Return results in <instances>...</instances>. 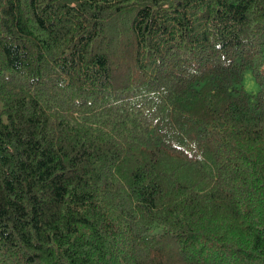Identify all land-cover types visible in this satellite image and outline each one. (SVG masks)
<instances>
[{
	"label": "trees",
	"instance_id": "obj_1",
	"mask_svg": "<svg viewBox=\"0 0 264 264\" xmlns=\"http://www.w3.org/2000/svg\"><path fill=\"white\" fill-rule=\"evenodd\" d=\"M0 264H264V0H0Z\"/></svg>",
	"mask_w": 264,
	"mask_h": 264
},
{
	"label": "rangeland",
	"instance_id": "obj_2",
	"mask_svg": "<svg viewBox=\"0 0 264 264\" xmlns=\"http://www.w3.org/2000/svg\"><path fill=\"white\" fill-rule=\"evenodd\" d=\"M243 86H244L245 91H247L248 93L255 94L256 91L258 90V86H257L256 82L253 80V77H252L250 71H247L244 74Z\"/></svg>",
	"mask_w": 264,
	"mask_h": 264
},
{
	"label": "bare ground",
	"instance_id": "obj_3",
	"mask_svg": "<svg viewBox=\"0 0 264 264\" xmlns=\"http://www.w3.org/2000/svg\"><path fill=\"white\" fill-rule=\"evenodd\" d=\"M262 126V125H261ZM240 158V157H239Z\"/></svg>",
	"mask_w": 264,
	"mask_h": 264
}]
</instances>
